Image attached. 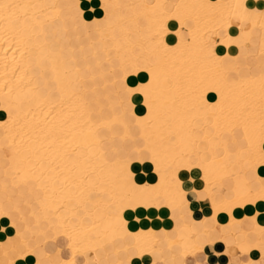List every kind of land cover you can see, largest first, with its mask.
<instances>
[{
    "label": "bare ground",
    "instance_id": "bare-ground-1",
    "mask_svg": "<svg viewBox=\"0 0 264 264\" xmlns=\"http://www.w3.org/2000/svg\"><path fill=\"white\" fill-rule=\"evenodd\" d=\"M92 1L0 0V264H187L188 255L204 249L199 235L211 231L221 239L231 233L239 247L246 243L250 254L264 255V67L257 63L255 73L230 81L223 65L241 51L245 62L264 54V0H170V10L168 0L85 6ZM75 7L83 25L68 26ZM221 27L229 31L220 40L224 54L209 38ZM94 31L95 60L77 57L84 34ZM108 74L127 81L122 95H129L130 109L119 87L114 95L97 92ZM168 80H175V99ZM150 85H158L150 95L161 97L178 127L165 137L172 144L161 154L171 159L160 165L136 103ZM216 138L221 149L212 144ZM138 165L151 178L144 186ZM183 171H193L192 184ZM198 193L210 201L209 216L200 220L189 207ZM173 208L181 211L182 227L171 214L170 227H142L143 212Z\"/></svg>",
    "mask_w": 264,
    "mask_h": 264
},
{
    "label": "crops",
    "instance_id": "crops-1",
    "mask_svg": "<svg viewBox=\"0 0 264 264\" xmlns=\"http://www.w3.org/2000/svg\"><path fill=\"white\" fill-rule=\"evenodd\" d=\"M168 1H169L170 5H167V8L170 10V9H172L171 4H173V3L170 0H168ZM84 3H85V6H87V4H88L90 7H95V8H98L101 5L100 0H93L92 2H88V3L84 2ZM65 6L66 5H64V9L66 8ZM73 11H74L75 19L73 18L72 20H69L68 18H66V25H68V26H71L72 24L73 25L75 24L78 26L83 25L84 19L81 17L80 11L76 7L73 8ZM248 27L249 26H246L245 29H247ZM187 31H188L187 28H183V32H182L181 36L187 37ZM93 35L91 37L92 39L94 37ZM228 36H229V31L227 28H220L216 38L214 36L209 35L210 39H216L217 44H218V51L221 54H224L225 50L223 47L224 45L222 44V41H220V40H225ZM240 37L242 40H246V37L244 35H241ZM91 38L89 39L90 42L92 41ZM252 39H254V38H250V37L248 38L249 41L250 40L252 41L250 43H252V44L256 43V40H252ZM90 42L84 41L82 47H79V49L76 50V56L77 57L80 58L82 55H87L89 57L88 53H86V51H85L86 50L85 46L90 45ZM261 55H263V56H261ZM243 56H244V54H242V56L238 57V58H229L226 56L224 57L223 65L228 69V74H227L228 80H230V81L238 80L241 76H247L248 74H250L251 71L253 73H255L257 71V63H259L260 67H264V62H263L264 61V58H263L264 54H258L256 57L250 56L246 62H245V60H243ZM89 60L93 61V60H91L90 57H89ZM248 62H249L250 68L247 65ZM236 68H238L237 71H236ZM122 87L120 88L121 89V99H123V102H125L126 108L130 109L129 95H126V94L122 95L123 94V90H122L123 88ZM112 89L113 88L110 87L108 90H109L110 94L114 95L113 93H115L114 92L115 89L114 90H112ZM108 90H104V88H101V89H98L97 92L100 95L101 94L104 95V94H106V92L108 93ZM117 90H118V87H117ZM116 93H117V91H116ZM146 94H147V96L145 98L149 97L148 91L146 92ZM214 97L215 96L213 94H210L211 99H214ZM154 99H155V101H153L152 103H149V105H152L151 111L150 110L148 111V107H147V109L145 108L146 106L144 104V100L141 101V99H137L136 103L138 106L137 110H138L139 116L141 117L142 123L145 124V131L147 132L148 141L150 143L151 150H152V153L154 155V163L160 165L163 162L162 159L165 158V157L162 158L161 153H162V151L163 152L166 151L167 153L170 152L171 142H169L170 144L164 142L162 145H157L156 140L160 139L162 136L174 135L176 132H175L174 127L172 125L168 126V130L163 131V124L167 123V122L169 123L172 120V118L169 116L168 117L164 116L162 118L163 120L161 118L158 119V117H159L158 115L160 114L159 113L160 111L158 110V107L156 106V103H155L157 99L156 98H154ZM160 100H161V97L159 96L158 101H160ZM211 106H213V109H215V110H218L220 108V106L218 104H216L215 102H213V104ZM150 120L152 123H149ZM153 131H157V134H154ZM237 135L239 138L241 137L240 134H237ZM241 153H242L241 157L243 158V160L246 161L249 157L248 152L243 150V151H241ZM134 154L135 153H133V152H127L126 153L127 156H131V157L134 156ZM170 159H171V157L169 156L168 160H170ZM231 160H232L233 167H235V168L240 167V164L236 160H234L233 158H231ZM147 165L150 166L149 164H147ZM141 166L142 165L137 166V171L140 172L138 175L140 178V181L150 180L151 178L149 176H147V174L144 172V170H142ZM139 167H141V168H139ZM150 170H151L150 168H147V171H150ZM193 171H191V172L183 171L182 172V174H184L185 179L187 180L186 182H190L191 184L193 183V181H191V178L189 177L188 174H192ZM141 172H143V173H141ZM197 173L196 174L193 173V175H195V177H196ZM250 178L252 179V181H254V183L256 185L257 181H258V172L251 173ZM229 189L230 188L227 186L221 187V191H223V192L226 190H229ZM215 191H216V195L219 196L220 194H219V190L217 187H215ZM206 198H207V196L204 193H198L197 196L191 195V197L189 198V207L192 210V217H194V219L200 220L207 215L209 216L210 201H209V199L207 201ZM193 205H195V206H193ZM260 209L261 210L259 213H264V211H263L264 210V204L260 205ZM255 211H254V209L252 211H246V210L245 211L244 210L239 211L238 210L237 216L242 218L246 213H249V214L251 213V215H252V213H255ZM170 214L173 216V218H174L173 223L177 227H182L184 225V220L181 218V211L177 210L176 208H173L171 211H168V212L167 211L161 212L158 210H152L150 213H148L147 211L143 212L142 216H141L143 218V220H142L143 226L142 227H147L149 224H154V226L157 228H161L162 225L167 226V225H169L168 223L171 221ZM227 219H228V217L226 215H224V214L220 215L219 220L224 222ZM137 226H139V223L133 224V227H137ZM167 227H170V225ZM199 241H200V243L204 249L202 251L198 252L197 254L188 255L185 258V261L187 264H198V263L199 264H245L246 262L248 264H264V255L261 256L260 253H256L254 256V254L253 255L250 254L248 252L249 246L246 243H241L240 247H239L236 244V240H235L234 236L231 235V233L226 234L224 239H221L220 236L215 231H211L209 233H201L199 235ZM191 245H192V243L190 242L189 246H191ZM224 248H225V250H224ZM260 249H261V251H264V244L261 245ZM224 251H225V253H223ZM34 257L37 259L36 255H34ZM252 257H254V258H252ZM33 262H35V261L32 260V263ZM30 263H31V261H30ZM160 264H166V263L163 262Z\"/></svg>",
    "mask_w": 264,
    "mask_h": 264
},
{
    "label": "rangeland",
    "instance_id": "rangeland-1",
    "mask_svg": "<svg viewBox=\"0 0 264 264\" xmlns=\"http://www.w3.org/2000/svg\"><path fill=\"white\" fill-rule=\"evenodd\" d=\"M123 17V16H122ZM123 19H128L127 17L126 18H123ZM122 19V20H123ZM124 21H126V20H123V21H121V22H123L124 23ZM83 22H84V20H83ZM122 23V24H123ZM128 24H129V21L127 20V23L125 22L124 23V25H126V26H128ZM125 26V27H126ZM221 28H227V27H221ZM208 34H210V33H208ZM90 37V35L89 34H84V38H85V40H86V42H90L89 41V38ZM100 37V34L98 33V31H94V38L92 39V41L90 42V44L93 42V41H96L98 38ZM249 38V37H248ZM90 45H88V46H86L85 48L87 49V50H85L88 54H89V56H90V58L92 59V60H95V58L92 56V54H93V48H92V46H90ZM110 47H111V45H110ZM112 48V47H111ZM110 48V50H111V53H110V55L111 56H114L115 54H114V49L112 48L111 49ZM92 50V51H91ZM89 51V52H88ZM92 52V53H91ZM245 51H241L240 53H242V54H245L244 53ZM103 53H105L104 51H103V49H102V47H101V51H100V54H101V58H100V60H101V66L104 68V67H106V62L104 63V61H105V59L107 58V56L105 55V54H103ZM89 58V57H88ZM141 58V57H140ZM141 60H143L142 58H141ZM140 60V61H141ZM113 61H118L117 59H114L113 58ZM115 63H117V62H115ZM105 64V65H104ZM150 75H152V73L150 74ZM149 75V76H150ZM109 77V78H108ZM153 77L154 76H152V77H150L151 79H153ZM183 80H185V79H183ZM183 80H178V82L180 81L181 82V84H179V85H182L181 87H183L182 89H186V82H183L182 83V81ZM115 81V82H114ZM175 81V80H174ZM174 81H169L168 80V82H170V91L172 92V94H171V96L172 95H174L173 97H174V99L177 97V93H176V91L172 88V86H173V83L174 84H176ZM177 81V80H176ZM112 82V83H111ZM177 82V83H178ZM179 82V83H180ZM126 83H127V81H125V80H118V78H116L114 75H112V74H108L105 78H104V80L101 82V85H104V89H106V88H116V87H119V89L122 87V88H125V86H126ZM184 85V86H183ZM150 86H152L151 88H149V90H147L148 92H149V97H147V98H145L144 99V104H145V106L146 107H148V111L150 110H152L151 109V107H152V105H149V103H152L153 101H155V99H154V97L152 96V95H150V92H159L160 91V88L159 87H154V86H158V85H150ZM170 96V95H169ZM149 101V102H148ZM148 104V105H147ZM160 104H162L161 106H159ZM156 106L158 107V110L160 111V114L158 115V116H160V118L162 119L164 116H169V117H173L171 114H169L168 112H167V106L166 105H164L163 104V101L162 100H160V101H158V100H156ZM163 106V107H162ZM220 106V105H219ZM160 107V108H159ZM163 111V112H162ZM141 118V117H140ZM173 120V119H172ZM170 121L168 124L170 125H172L173 127H174V130H175V132L178 130V127L173 123V121ZM141 122V124H142V126H143V131L146 133V135H147V132L145 131V124H143L142 123V120L140 121ZM164 130H168V127L166 128V127H163V131ZM166 136H162L160 139H161V142H165L166 141V139L167 138H165ZM173 139H174V141H175V137H173ZM147 142H148V144L150 145V143H149V141H148V139H147ZM171 142V141H170ZM169 144V143H168ZM172 144V143H171ZM212 144L213 145H215V146H217L219 149H221V147H220V143H219V139H214L213 141H212ZM163 152V151H162ZM248 152V151H247ZM163 153H167L166 151H164ZM168 154V153H167ZM12 157H14L15 155L13 154V151H12ZM162 155V154H161ZM248 155H249V153H248ZM15 157H17V156H15ZM164 156H162V158H163ZM16 159V158H15ZM169 159V155H165V160H168ZM162 161H163V159H162ZM169 161V160H168ZM164 162V161H163ZM162 162V163H163ZM249 162V161H248ZM156 164V163H155ZM158 165V164H157ZM251 165V163L249 162V164H248V166H250ZM127 180V182H129L128 184H130V185H133V179H129V178H127L126 179ZM175 180V179H174ZM151 182V181H150ZM119 183V182H118ZM138 183L140 184V186L141 185H143L144 184V181H138ZM144 186V185H143ZM146 186V185H145ZM246 190H247V188H246ZM121 196H122V194H121ZM126 199V198H125ZM124 200V197H122V201ZM112 204H114L113 202H112ZM125 205H126V203H125ZM116 213V212H118V210H117V204L115 205H113L112 206V208H111V213ZM83 213V214H82ZM81 214H82V216H85L86 214L84 213V212H81ZM32 222V221H31ZM77 224L78 223H75L74 221L73 222H71V225L73 226V227H75V226H77Z\"/></svg>",
    "mask_w": 264,
    "mask_h": 264
},
{
    "label": "snow or ice",
    "instance_id": "snow-or-ice-1",
    "mask_svg": "<svg viewBox=\"0 0 264 264\" xmlns=\"http://www.w3.org/2000/svg\"><path fill=\"white\" fill-rule=\"evenodd\" d=\"M130 83H131V81H130Z\"/></svg>",
    "mask_w": 264,
    "mask_h": 264
}]
</instances>
